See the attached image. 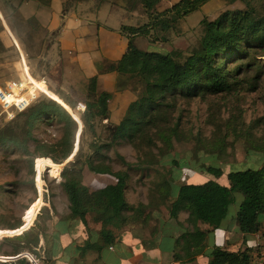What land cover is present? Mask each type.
Listing matches in <instances>:
<instances>
[{"label": "rangeland", "instance_id": "1", "mask_svg": "<svg viewBox=\"0 0 264 264\" xmlns=\"http://www.w3.org/2000/svg\"><path fill=\"white\" fill-rule=\"evenodd\" d=\"M51 1L0 0V85L6 86L7 82L14 78H23L28 71L35 78L45 77L48 80L50 94H42L34 102L35 104L55 99L54 97L59 98L57 93L67 95V91L71 93V99L77 104L87 103L89 100L96 101L100 93L108 92L105 86L110 84L115 85V91L112 92L113 97L109 104L113 103L114 99L116 101L120 94H123L119 97L120 101L124 99L134 101L139 98L144 91V85L136 77L118 74L115 78L104 79L99 88V95L88 98L79 90L76 74L64 75L63 69L68 63V57L57 45L59 31L49 30L44 24L45 13L40 15L43 11L39 7L43 5L42 8L44 6L48 8ZM64 1L67 8L78 5V11L83 12L89 19H96L91 7L101 5L110 7L111 10L106 9L104 12L107 13L108 23L115 28L121 29L125 24L142 26L151 19L140 3H132L131 0ZM179 1L161 0L153 15L171 8ZM250 1L256 15L264 16V0ZM85 7L87 10H83ZM245 9L247 5L242 1L211 0L197 11L178 19L167 31L156 29L149 36H136L135 43L142 49L178 53L183 60L200 46L203 19L215 20L226 11ZM46 14L49 15V10ZM164 17H172V13ZM260 54H262L259 56L260 61H264V51ZM109 63L111 62H104L105 66ZM238 63L239 60L232 61L231 67H236ZM74 69L72 72L76 73ZM254 73L255 71L251 70L242 75L238 74V82L232 93H201L189 99L180 97L175 109H170L169 121L160 122L162 129L160 132L155 128H149L140 132L138 135L142 137L138 136L133 141L128 138L113 139V127L120 121L111 120L110 114L106 119L102 117L96 119L95 133L85 129L82 134L83 125L80 122L75 153L80 148V143L85 155H93L94 143L109 144L101 151L105 155L106 163L110 164L115 172L128 169L121 156L133 165V168L128 169L132 181V199L138 200L139 194L143 198L147 195L153 198L152 200H156L160 208H165L162 206L165 200L169 207L171 205L169 184L178 181L204 183L214 180L228 185L229 172L260 168L264 164V153L255 150V145L264 134V121H262L264 76L258 87L251 90ZM24 120L25 118L20 115L14 120H7L0 105L1 135L7 136L11 133L21 141L26 125ZM60 128L57 125L43 124L35 133L37 137L50 142L61 136ZM31 145V150L34 151L35 143L31 142ZM75 153L61 163H56L50 158L55 165L52 167L46 165L42 168L43 184L41 185L37 180V160L43 157L35 156L33 162L31 154H24L11 143L0 142V229L2 231L20 223L24 225V218H27L28 225L32 224V228L41 232L45 230L43 227L51 214H55L57 206L62 212L67 209L69 202L61 186L63 180L61 172L74 159ZM208 166L221 167L223 173L216 175L207 170ZM92 173L88 168L85 169L84 183L91 189H99L110 184L109 178H93ZM176 186L177 184L173 187ZM234 195L235 200L230 205L220 230L211 231L208 235L209 247L213 248L215 245L223 247L224 242H221V237L224 239L235 225L237 213L245 197L241 192H235ZM40 200L43 202L33 219L34 209ZM35 203L36 205L33 206ZM138 207L141 209L140 205ZM3 233L5 237L9 235L4 231ZM251 238L252 236H249V242ZM259 242L262 248L254 250L258 257L264 255V238L260 236ZM30 249L35 248L30 246ZM233 249L235 248L232 247L231 250ZM210 252L211 248L204 252L205 262L210 259Z\"/></svg>", "mask_w": 264, "mask_h": 264}, {"label": "trees", "instance_id": "2", "mask_svg": "<svg viewBox=\"0 0 264 264\" xmlns=\"http://www.w3.org/2000/svg\"><path fill=\"white\" fill-rule=\"evenodd\" d=\"M160 1L131 0L132 3H140L151 19L142 26L122 25L121 32L128 38L127 51L121 59L109 63L105 69L139 78L144 85L142 95L129 105L123 119L113 127L114 140L128 138L133 141L138 138L140 132L149 128L160 132V122L169 121L170 109H175L180 97L189 99L201 93H232L238 82L237 76L251 70L255 71L254 83L250 87L253 90L258 87L264 76V61L259 59L262 55L260 53L264 51V16L256 15L250 0H229L242 1L247 5V9L226 11L215 20L203 19L200 46L183 60L181 55L175 52L142 49L135 43V37L149 36L156 29L167 31L178 19L197 11L211 0H180L171 8L153 15ZM168 13H172V17H164ZM234 60H239V63L233 68L231 63ZM79 90L88 98L99 95L98 76L79 83ZM57 95L60 99L54 98L59 101L45 100L37 108L17 115L24 117L26 124L21 141L10 133L11 135L7 136L0 134V142L11 143L24 154H31L33 162L35 156L51 158L56 163L70 158L75 153L79 123L83 125L82 134L85 129L95 133L96 119H106L109 115V101L113 94L102 92L98 100L87 101L84 112L76 110L77 102L71 99L70 94ZM64 104L76 115L74 116ZM166 111L167 114L163 116ZM43 124L61 127V136L50 142L37 137L35 132ZM31 142L35 143L34 151L31 150ZM105 146L109 144L94 143L93 155H85L80 143L74 159L61 172V186L69 201L70 216L81 219L85 224L91 220L102 226V243H88L85 249L100 250L103 245L114 243L115 235L109 227L123 225L128 219L126 214L138 209L130 205L125 196L130 177L128 169L133 168V165L121 156L128 169L115 172L112 166L106 163L105 155L101 151ZM255 150L264 153V134L255 145ZM86 168L97 175L112 176L115 180L93 190L84 183ZM207 170L216 175L223 173L221 167L208 166ZM228 181V185L214 180L204 183L186 182L179 185L174 193L173 184L168 185L169 196L174 198L170 205V216L176 218L182 210L187 211V222L192 228L180 237L183 240V254L176 253V259L187 257L193 260L207 250L208 235L221 227L230 205L235 200V192H241L245 197L236 216L244 241H249V236L255 234L264 238V164L260 168L231 171L228 173ZM35 205L36 203L33 204ZM24 220L26 227L27 218ZM199 224H206L208 228L202 229ZM21 226L20 223L7 229ZM3 231L10 233L9 230ZM39 233L31 227L20 236L14 237L22 238L28 246L38 245ZM256 247L262 248L261 245H248L244 250H230L215 245L210 252L209 264H255Z\"/></svg>", "mask_w": 264, "mask_h": 264}, {"label": "crops", "instance_id": "3", "mask_svg": "<svg viewBox=\"0 0 264 264\" xmlns=\"http://www.w3.org/2000/svg\"><path fill=\"white\" fill-rule=\"evenodd\" d=\"M42 7L43 5L39 7L43 11L40 15L45 13V26L51 31L58 29L57 45L68 57V63L63 69L64 75L76 74L77 84L98 76L99 88L104 79L117 77V72L105 70L107 65L105 66L104 62H115L121 59L127 51L128 38L122 34L120 27L115 28L106 20L107 13L104 10H111L110 7L102 5L91 7L96 19L85 17L83 12L78 11V5L71 8L65 7L64 0H52L48 8ZM47 10H49V15L46 14ZM83 10H87V7ZM75 67L77 69H74ZM72 69L76 70V73H73ZM105 88L111 93L115 91L114 84L106 85ZM66 93L71 94L69 91ZM122 96L123 94H120L118 98L115 97L116 101L114 99L113 103L109 104V114L113 121H121L133 101V99L120 101L119 97ZM37 104L33 103L26 111L37 108ZM91 176L99 179L107 177L110 183L115 180L112 176L106 175L96 177L98 175L95 173ZM183 183L186 182L172 183L173 186L177 184L176 188L172 189L173 193ZM131 192L132 181L129 178L125 191L127 202L135 207L140 205L141 209L128 212L125 216L128 219L123 225L109 227L115 235L114 243L103 245L100 250L85 249L88 243H102V226L91 220L85 224L81 219L72 218L68 205L63 212L57 206L55 214H51L47 224L43 227L45 230L39 233V244H31V246L43 257L45 264H209L210 259L204 261V252L198 254L193 260L187 257L176 259V253L183 254V240L180 237L192 229L187 222L189 217L187 211L182 210L176 218H172L166 200L162 202L165 208H160L156 200H152L153 198L147 195L143 198L139 194L138 200L132 199ZM65 198L69 202L67 196ZM54 202L56 205V201ZM31 225L25 227L24 223L23 227L9 229L10 233L7 237H0V255L15 254L21 247L30 248L22 238H15L13 235L20 236L28 231ZM199 226L202 229L208 228L206 224H199ZM217 230L219 231L220 228ZM258 236L259 234L252 235V240L245 242L244 235L235 221V225L225 238L221 237V242H224L223 248L231 250L234 247L233 250H244L248 245H259ZM209 248L212 249V247L207 249ZM0 264L24 263L18 261L16 263L0 262Z\"/></svg>", "mask_w": 264, "mask_h": 264}, {"label": "built area", "instance_id": "4", "mask_svg": "<svg viewBox=\"0 0 264 264\" xmlns=\"http://www.w3.org/2000/svg\"><path fill=\"white\" fill-rule=\"evenodd\" d=\"M42 94H50L48 80L45 77L35 78L28 71L23 78H14L7 82L6 86L0 85V105L5 118L9 121L14 120L19 113L30 107ZM66 108L74 114L70 107L66 106ZM76 110L84 112L86 110V103L80 102L77 104ZM262 232L264 233V227ZM254 255L255 264H262L264 262V255L258 257L257 252ZM0 261L6 263L21 261L24 264H45L43 257L38 254L36 249L32 250L27 247L19 248L12 255H0Z\"/></svg>", "mask_w": 264, "mask_h": 264}, {"label": "bare ground", "instance_id": "5", "mask_svg": "<svg viewBox=\"0 0 264 264\" xmlns=\"http://www.w3.org/2000/svg\"><path fill=\"white\" fill-rule=\"evenodd\" d=\"M53 161L50 158L44 157V158H39L37 160V180L39 181V183H41V185L43 184V179L41 177V170L42 168H44L46 165L52 167ZM54 168H52L53 170ZM42 200L39 201L38 205L35 207V211L33 212V219L36 217L37 211L40 208V205L42 204ZM5 234L3 233V231L0 229V237L4 236Z\"/></svg>", "mask_w": 264, "mask_h": 264}, {"label": "water", "instance_id": "6", "mask_svg": "<svg viewBox=\"0 0 264 264\" xmlns=\"http://www.w3.org/2000/svg\"><path fill=\"white\" fill-rule=\"evenodd\" d=\"M55 100H57V99H55ZM43 198V197H42Z\"/></svg>", "mask_w": 264, "mask_h": 264}]
</instances>
